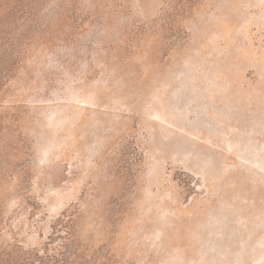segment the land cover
<instances>
[{
	"label": "rangeland",
	"instance_id": "1",
	"mask_svg": "<svg viewBox=\"0 0 264 264\" xmlns=\"http://www.w3.org/2000/svg\"><path fill=\"white\" fill-rule=\"evenodd\" d=\"M174 1L0 0V253L73 214L119 264H264V0Z\"/></svg>",
	"mask_w": 264,
	"mask_h": 264
},
{
	"label": "trees",
	"instance_id": "2",
	"mask_svg": "<svg viewBox=\"0 0 264 264\" xmlns=\"http://www.w3.org/2000/svg\"><path fill=\"white\" fill-rule=\"evenodd\" d=\"M174 2L177 5L170 8L173 9L172 12L168 10L163 15V20L168 24L174 22L173 17L176 14L187 9L191 11L198 4L197 0H189L186 9L180 0ZM24 7L29 9L28 6ZM183 7L184 9H181ZM19 19L15 15H9L0 20V91L18 65V57L21 53L19 49L23 41L19 37L14 38L11 31L15 28L14 23L17 24ZM0 264H119V262L109 252L93 249L83 242L78 220L71 214L59 219L53 226V232L42 250H21L16 253L12 250H4L0 253Z\"/></svg>",
	"mask_w": 264,
	"mask_h": 264
}]
</instances>
